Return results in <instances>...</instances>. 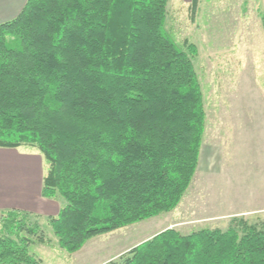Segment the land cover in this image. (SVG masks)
Wrapping results in <instances>:
<instances>
[{
  "label": "trees",
  "instance_id": "16d2710c",
  "mask_svg": "<svg viewBox=\"0 0 264 264\" xmlns=\"http://www.w3.org/2000/svg\"><path fill=\"white\" fill-rule=\"evenodd\" d=\"M168 1L26 0L0 24V148L41 157V196L60 205L46 223L68 254L171 212L196 172L197 49L167 31ZM39 217L2 213L0 264H42ZM106 264H264V225L167 229Z\"/></svg>",
  "mask_w": 264,
  "mask_h": 264
},
{
  "label": "rangeland",
  "instance_id": "374dc122",
  "mask_svg": "<svg viewBox=\"0 0 264 264\" xmlns=\"http://www.w3.org/2000/svg\"><path fill=\"white\" fill-rule=\"evenodd\" d=\"M166 29L197 49L205 110L187 191L171 212L95 237L73 254L59 247L47 217H39L45 242L31 251L42 264H100L167 229L225 231L234 218L264 225V0H198L195 13L190 0H169Z\"/></svg>",
  "mask_w": 264,
  "mask_h": 264
},
{
  "label": "crops",
  "instance_id": "0c3cea01",
  "mask_svg": "<svg viewBox=\"0 0 264 264\" xmlns=\"http://www.w3.org/2000/svg\"><path fill=\"white\" fill-rule=\"evenodd\" d=\"M25 3L26 0H0V24L14 19ZM42 177L43 162L38 154L0 148V212L19 210L45 217L56 216L60 205L41 196Z\"/></svg>",
  "mask_w": 264,
  "mask_h": 264
}]
</instances>
